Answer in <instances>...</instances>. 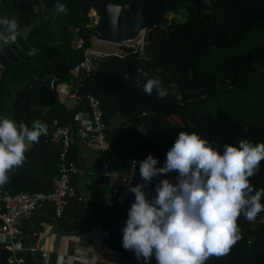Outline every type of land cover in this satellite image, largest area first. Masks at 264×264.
Instances as JSON below:
<instances>
[{
	"label": "trees",
	"instance_id": "trees-1",
	"mask_svg": "<svg viewBox=\"0 0 264 264\" xmlns=\"http://www.w3.org/2000/svg\"><path fill=\"white\" fill-rule=\"evenodd\" d=\"M112 1L127 4L132 0ZM58 2L69 9L68 15L63 14L64 23L67 28L78 29L84 40L83 48L45 42L42 38L48 19L40 13V22L27 39L36 52L6 67L0 77V114H10L17 124L23 122L31 127L38 119L48 126V134L42 135L25 155L37 168L44 169L52 188L60 154V145L52 140L53 120L72 123L76 113L73 107L59 102L56 87L71 78V70L83 60L84 50L91 45L102 20L98 11L100 21L94 25L90 15L94 9L92 3L84 10L79 0H42L47 8L55 7ZM0 9L7 12L8 0H0ZM171 11H183L186 17L172 20L165 17L162 23L153 22L147 28V75L136 56L125 59L111 56L85 82L84 89L101 101L106 136L114 152L142 160L152 154L158 160L157 165L164 164L168 150L182 131L198 133L221 153L226 144L238 146L240 140L253 144L264 142V0H205L203 7H196L193 0H184ZM35 57L37 67L33 64ZM125 74L130 76L128 80L123 79ZM49 76L54 78L53 88L34 87L36 78ZM137 76L141 84L148 78H159L168 95L160 99L155 90L152 95L146 94L142 87L136 86ZM197 92L202 93L200 97L187 99L186 94ZM44 149L48 151L47 161L36 156L37 150L41 155ZM70 156L74 158L75 154L71 151ZM28 174L20 170L9 174V182L3 188L11 192L26 191L21 181ZM249 180L255 190L264 189V160L260 162L259 172ZM142 183L135 181L133 186ZM144 190L149 200L154 198L152 182ZM134 201L135 194L131 192L124 205L98 203L92 210L89 208L92 223L109 229L108 246L126 258L136 254L123 247L124 228L117 222L128 217ZM261 202L264 203V196ZM83 210L82 202L71 200L58 219L59 227L69 232L79 231L88 223ZM238 225L242 239L229 254L212 256L204 264H264V223L248 222L242 214ZM8 256L9 251L0 243V264H8ZM26 258L27 264H37L30 254Z\"/></svg>",
	"mask_w": 264,
	"mask_h": 264
},
{
	"label": "clouds",
	"instance_id": "clouds-1",
	"mask_svg": "<svg viewBox=\"0 0 264 264\" xmlns=\"http://www.w3.org/2000/svg\"><path fill=\"white\" fill-rule=\"evenodd\" d=\"M55 9L69 14L63 3L58 2ZM0 26V39L7 34L15 40L17 19L5 15ZM129 78L128 74L123 77ZM136 86L148 95L155 90L160 99L168 95L159 78L141 84L137 76ZM48 131L47 124L38 119L29 127L9 117L0 118V187L9 182V173L25 163V153ZM262 160L264 142L240 140L238 146L226 144L221 153L198 133L180 132L162 167H156L158 160L152 154L140 162L144 183L128 189L135 201L123 229V247L145 261L154 254L157 264H204L212 256L228 255L242 239L238 218L243 214L255 221L264 211V189L255 190L249 180L259 172ZM135 164L133 161V167ZM172 171L178 172L177 182L162 179L155 188L156 196L149 200L145 186L153 177Z\"/></svg>",
	"mask_w": 264,
	"mask_h": 264
},
{
	"label": "built area",
	"instance_id": "built-area-1",
	"mask_svg": "<svg viewBox=\"0 0 264 264\" xmlns=\"http://www.w3.org/2000/svg\"><path fill=\"white\" fill-rule=\"evenodd\" d=\"M90 15L94 18V25H97L100 21L98 10L94 8ZM74 30L77 32L78 29ZM10 41L5 34L4 38L0 39V49ZM83 45L84 40L79 36L76 48L81 49ZM146 46L147 29L140 31L136 37L121 42L103 41L97 37V34L91 38V45L84 50L83 60L71 70V78L67 81L69 97L73 100V109L76 111L74 122L61 123L57 118L53 120L52 140L60 145L53 188L49 191L11 192L0 187V243L9 251L8 264H27L28 251L40 252L47 262L50 261L51 251L45 245L32 244L29 247L26 245L22 222L49 203L53 205V216L58 220L63 216L71 200L84 201V194L77 185L72 183L73 176L85 173L84 167L78 160L70 156L79 139L85 140L92 149L103 153L104 158L91 171L99 178L112 181L114 200L125 202L130 194L129 187L133 186L135 181H143L140 174V162L143 160L138 157H124L114 152L106 136L107 126L103 120L104 111L101 101L92 92L86 91L84 85L87 80L95 76L101 61L107 57L115 56L125 59L136 56L145 63ZM4 68L6 67L0 62V70ZM143 72L146 73L145 68ZM52 87H54V81ZM75 126H78L76 131ZM112 161L126 167L127 173L123 174L113 167ZM133 161L136 162L135 167H133ZM257 216L259 220L255 221L264 223V211ZM101 234L106 241H109L111 237L109 229L102 228Z\"/></svg>",
	"mask_w": 264,
	"mask_h": 264
},
{
	"label": "crops",
	"instance_id": "crops-1",
	"mask_svg": "<svg viewBox=\"0 0 264 264\" xmlns=\"http://www.w3.org/2000/svg\"><path fill=\"white\" fill-rule=\"evenodd\" d=\"M28 2L33 1L17 0L14 2L13 7L11 6L10 0H8V10L5 15H7L8 18L12 17L13 19L17 9L23 7V5ZM41 5L44 6L43 4ZM36 13H39V10L31 11V13L24 12L23 15L16 17L15 19L18 21L19 27L22 26L20 29L26 28ZM33 64L37 67L38 62L34 61ZM4 69L0 70V77L3 74ZM56 90L59 102L66 103L73 107V100L69 97L67 81L58 84ZM4 117L11 118L10 114H0V118ZM77 129L78 126H75V131ZM33 145L30 150L33 148ZM39 152V150L36 151L38 154L36 156L41 157L43 161H47V149L42 151L44 153V157L42 156L43 153L40 155ZM72 153L75 154L74 158L77 159L79 164L85 169V173L83 175H76L72 177V183L77 185L80 191L84 194V201L82 202L84 207L83 214H85L88 223L83 225V227L76 232L62 230L58 225V220H56L53 216V205L50 203L47 204L42 209L35 212L29 219L24 220L22 222V227L25 232L26 245L28 247L32 244L45 245V247L51 251V259L47 262L42 257L40 252L28 251L26 255L30 254L33 256L36 259L37 264H125L127 260H130L131 264H133L131 259L132 257H136V255L131 258H126L122 254L112 250L108 246V241H106L101 234L102 228H108L104 227L100 223H92V216L90 213L94 204L101 203L106 206H121L127 202L128 197L123 203L114 200L112 198V181L106 178H99L92 173L91 170L98 166L104 158L101 151L92 149L88 146L85 140L79 139L77 144L73 147ZM111 163L113 167H116L123 174L127 173L126 167L118 165L115 161H112ZM163 165L164 164H158L156 167H162ZM17 170L30 172V174L24 176L21 181V185L27 189L26 191H47L52 188V184H48L44 169H41V167L37 168L33 161L26 159L22 166L13 169L9 174L14 173ZM177 176L178 172L176 171L155 176V178L151 181L152 197L156 196L155 188L162 179L167 178L171 182L176 183ZM127 219L128 217L121 218L119 222H117V225L124 228L126 226ZM80 220L83 219L80 218ZM154 259L155 258H151V260ZM138 264L154 263L150 261L140 262Z\"/></svg>",
	"mask_w": 264,
	"mask_h": 264
},
{
	"label": "water",
	"instance_id": "water-1",
	"mask_svg": "<svg viewBox=\"0 0 264 264\" xmlns=\"http://www.w3.org/2000/svg\"><path fill=\"white\" fill-rule=\"evenodd\" d=\"M79 2L84 10L88 3H92L94 8L102 14V20L97 30V37L100 40L121 42L136 37L140 31L147 29L153 22L162 23L166 14L177 5L183 4L184 0H132L127 4H116L112 0H79ZM193 2L196 7L205 5V0H193ZM41 4L42 0H34L25 3L22 10L29 13L38 10ZM40 19L41 16L38 15L32 24L19 30L15 40H11L0 49V62L5 67H9L12 63L25 58L28 54L33 55L35 53L36 49L30 47L27 39L33 27L39 24ZM103 62L104 60L101 61V64ZM140 68L142 70L145 68L144 62H140ZM97 73L98 70L95 75ZM53 81V76L46 79L36 78L33 85L36 88L39 86L53 88ZM221 83L224 84L225 81L221 80ZM202 93H188L186 97L187 99L198 98ZM255 220H259V216ZM131 260L133 264L150 261L157 264L156 259L145 261L143 257L137 258V256L132 257ZM125 264H131V261L127 260Z\"/></svg>",
	"mask_w": 264,
	"mask_h": 264
},
{
	"label": "rangeland",
	"instance_id": "rangeland-1",
	"mask_svg": "<svg viewBox=\"0 0 264 264\" xmlns=\"http://www.w3.org/2000/svg\"><path fill=\"white\" fill-rule=\"evenodd\" d=\"M17 0H10L11 6L14 7V2ZM34 1V0H31ZM210 1V0H206ZM41 9L39 10V16L40 13L44 16V18L48 19V28L46 30L45 36L42 38L45 42L47 43H62L66 46H70L72 48H76L79 35L78 33L71 27L67 28L64 20H63V13H58L55 9V7L47 8L41 5ZM5 13L0 9V18L5 16ZM31 13V12H30ZM24 12L22 11V7L18 8L16 13L14 14L15 16L13 18L18 17L19 15H23ZM93 15H95L94 12H92ZM37 15V16H38ZM170 20L172 19H184L186 17V14L183 11L180 12H174V11H169L166 16ZM12 19V17H9ZM35 62L37 61V58L35 57L34 60ZM174 88V92L177 91L176 87ZM179 97V95L177 96Z\"/></svg>",
	"mask_w": 264,
	"mask_h": 264
}]
</instances>
